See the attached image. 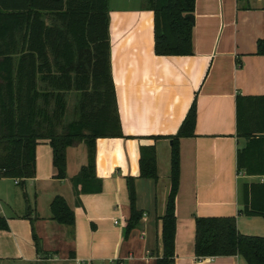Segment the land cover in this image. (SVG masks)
Segmentation results:
<instances>
[{"label":"crops","instance_id":"1","mask_svg":"<svg viewBox=\"0 0 264 264\" xmlns=\"http://www.w3.org/2000/svg\"><path fill=\"white\" fill-rule=\"evenodd\" d=\"M141 2L109 0L111 75L123 138L95 142L102 191H74L72 181L87 165L83 143L67 148L65 178L57 179L51 147L39 142L33 179H0V217L7 223L0 231V264H156L171 141L153 138L175 136L194 101V137L179 141L173 264H247L239 256L196 257V218L233 217L240 235L264 237L263 217L239 214L244 184H264V175L237 171V152L248 141L236 127L237 97H264V56L256 55L264 39V0H195L194 53L185 57L155 55L154 16ZM144 146L155 148L156 181L139 178ZM127 178L134 179L142 216L125 238ZM56 197L73 212L72 229L52 220Z\"/></svg>","mask_w":264,"mask_h":264},{"label":"trees","instance_id":"2","mask_svg":"<svg viewBox=\"0 0 264 264\" xmlns=\"http://www.w3.org/2000/svg\"><path fill=\"white\" fill-rule=\"evenodd\" d=\"M154 16V53H194L195 0H142ZM256 55L264 56V39ZM192 103L171 141L170 190L161 222V257L173 264L175 200L179 188V141L194 137ZM237 136L248 141L237 152V171L264 175V97H237ZM123 138L111 75L109 0H0V179L23 183L35 176V149L48 141L57 179L65 178L66 150L83 143L87 165L72 181L77 195L99 194L95 176L97 139ZM141 179L157 180L156 152L140 148ZM129 216L124 237L139 224L134 179L127 178ZM239 214L264 218V184H244ZM52 220L72 229L74 214L65 201L51 203ZM7 230L0 217V231ZM33 238L37 244L35 235ZM194 253L200 258L239 256L264 264V237L243 236L236 219H195Z\"/></svg>","mask_w":264,"mask_h":264},{"label":"rangeland","instance_id":"3","mask_svg":"<svg viewBox=\"0 0 264 264\" xmlns=\"http://www.w3.org/2000/svg\"><path fill=\"white\" fill-rule=\"evenodd\" d=\"M142 3V2H141ZM162 169V168H161ZM259 180V179H258ZM257 180L253 179L252 182H256Z\"/></svg>","mask_w":264,"mask_h":264},{"label":"built area","instance_id":"4","mask_svg":"<svg viewBox=\"0 0 264 264\" xmlns=\"http://www.w3.org/2000/svg\"><path fill=\"white\" fill-rule=\"evenodd\" d=\"M261 181H264V178ZM115 224H116V222H115Z\"/></svg>","mask_w":264,"mask_h":264}]
</instances>
